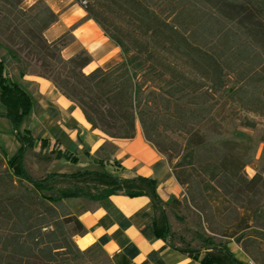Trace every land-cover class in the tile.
Returning <instances> with one entry per match:
<instances>
[{
    "label": "trees",
    "instance_id": "trees-1",
    "mask_svg": "<svg viewBox=\"0 0 264 264\" xmlns=\"http://www.w3.org/2000/svg\"><path fill=\"white\" fill-rule=\"evenodd\" d=\"M24 1L0 0V47L9 53L20 76L34 68L36 75L51 80L80 107L93 128L111 138H132L139 125L145 139L167 154L160 130L162 112L187 135L186 153L177 165L190 166L202 161L198 154L207 142L198 125L214 121L211 106H206L210 97L228 87V97L244 110L256 111L264 105V0H74L123 53L115 65L87 73L83 71L90 61L87 51L64 58L61 49L69 43L67 34L53 41L44 36L57 20L56 13L43 0L26 7ZM113 10L123 12L127 23L109 20L105 13ZM5 93L14 95L16 102L12 110L0 111V116L9 119L19 146L11 155L0 147V264H94L108 256L98 243L77 246L74 236L83 231V224L64 204L66 198L92 200L120 192L142 195L143 190L127 187L138 181L149 187L162 206L152 178L118 176L106 168L103 159L93 158L97 168L91 170L33 176L25 158L37 144H52V151L73 163L78 157L57 140L34 137L24 125L31 110L30 97L10 78L0 59V95ZM242 125L254 127L255 122L246 116ZM247 161L224 153L220 161L224 171L218 180L214 170H206L213 163L200 164L210 176L203 179L202 188L217 193L220 186L228 192L229 185L249 197L248 207L240 199L241 207L258 225L254 237L264 242V176H241L238 172ZM174 175L183 183L180 175ZM63 179H81L85 185L58 188ZM96 180L109 184L103 186ZM166 203L177 206L181 201L171 196ZM161 210L163 240L201 264H219L209 253L200 256L196 249L172 244L171 224ZM244 237L240 234L235 240ZM217 250L232 264H248L235 258L226 244Z\"/></svg>",
    "mask_w": 264,
    "mask_h": 264
},
{
    "label": "crops",
    "instance_id": "crops-1",
    "mask_svg": "<svg viewBox=\"0 0 264 264\" xmlns=\"http://www.w3.org/2000/svg\"><path fill=\"white\" fill-rule=\"evenodd\" d=\"M35 1L37 0H25L23 6ZM43 1L57 15V20L45 29L44 36L49 41L56 40L65 33L69 37V43L61 49L64 58L72 57L82 50L87 51L90 61L83 68L85 73L96 67L109 68L123 59L119 46L105 35L77 2ZM0 59L8 68L10 78L17 81L30 97L31 110L24 125L34 137L57 140L61 147L78 157L76 163L63 158L64 166L68 162L77 164L80 168L78 170H91L97 168L93 158L103 159L107 162L106 168L118 176L133 178L140 175L152 178L162 200L169 195L177 197L181 193L180 185L174 175L169 173L167 162L145 139L139 125L132 138H111L93 128L86 121L80 107L61 94L51 80L36 75L34 71L20 76L19 68L2 47ZM15 102L16 97L11 93L0 95V111L5 107L12 110ZM5 118L9 120L0 116V124L6 126L9 134L1 136L0 129V141L4 147L9 141L10 151H15L19 143ZM107 146L113 150H108ZM115 163L120 166L118 169ZM60 172L66 171L63 169ZM96 182L103 186L109 184ZM140 190L144 194L129 196L120 192L92 200L83 197L66 198L70 202L72 214L83 224V231L76 234L74 240L76 244L79 239L86 243L84 246H77L85 248L98 243L113 264H201L198 259L174 249L160 237L163 220L159 217V205L149 187ZM207 253L217 259L219 264H232L220 252L207 250L201 252L200 256ZM233 256L246 262L241 250L237 249Z\"/></svg>",
    "mask_w": 264,
    "mask_h": 264
},
{
    "label": "rangeland",
    "instance_id": "rangeland-1",
    "mask_svg": "<svg viewBox=\"0 0 264 264\" xmlns=\"http://www.w3.org/2000/svg\"><path fill=\"white\" fill-rule=\"evenodd\" d=\"M105 14L113 22L116 21L122 25L127 23L126 15L123 12L113 10L107 11ZM229 92L227 87L222 92L216 93V96L210 97L206 102V106L212 108L211 113L214 121H203L198 125L199 130L206 134L207 142L204 145V150L198 154V158L202 161L194 165H177L186 153L184 144L187 135L180 130L176 122L170 121L167 115L164 116L162 112L160 113V130L165 147L169 148V151L167 154L159 153L167 162L169 173L180 175L183 183H180L174 175L182 191L177 197L169 195L167 198L161 199L162 206L158 204L159 217L161 218L163 214L162 207L171 224L169 240L177 247L196 249L200 254L207 250L219 252L217 249L226 244L233 254L237 249L241 250L246 258L245 263L264 264V242L254 237L256 230H259L258 225L245 208L248 207L249 197L237 190L236 187L229 185H226L229 188L228 192L220 186L217 193L211 189L204 190L202 188L203 179L204 181L205 179L208 180L210 176L208 173H204L200 164L213 163L214 165L212 164L213 166H209L206 170H214L218 175L216 178L218 180L224 171L220 165L224 153L235 155L244 161L248 160L247 165L238 172L241 176L251 177L255 173L264 176V105L256 111L244 110L237 100L228 97ZM246 116L254 120V127L242 125ZM5 120L12 128L9 120L6 118ZM0 129L2 131L1 136L9 134L4 124H0ZM11 132L13 134V128ZM224 141L227 144L223 145ZM3 145L0 141V147L6 153H15V151H10L9 141L5 147ZM52 148V144L46 146L37 144L27 151L25 165L33 176L40 177L49 171L60 172L64 169L66 172H76L80 169L77 164L68 162L64 166V157L52 151ZM107 149L113 150L110 146H107ZM76 184L85 185V182L81 179L77 181L63 179L57 183V187H73ZM146 186L138 181L127 184V187L138 189L148 188ZM171 196L178 198L181 204L177 206L167 204L166 201ZM262 196H264V187L262 188ZM240 199L246 201L244 208L241 207L243 202ZM64 204L72 212L70 202L65 199ZM243 225L248 227L240 231L239 229ZM240 234L245 235V237L238 242L235 237ZM85 243L86 241L82 239L77 242L80 246H84ZM109 260V256L103 255L102 258L94 261V264H107Z\"/></svg>",
    "mask_w": 264,
    "mask_h": 264
}]
</instances>
